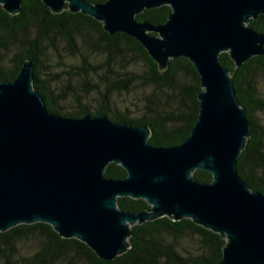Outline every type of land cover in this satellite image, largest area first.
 Instances as JSON below:
<instances>
[{
  "label": "water",
  "instance_id": "95a60500",
  "mask_svg": "<svg viewBox=\"0 0 264 264\" xmlns=\"http://www.w3.org/2000/svg\"><path fill=\"white\" fill-rule=\"evenodd\" d=\"M42 1L54 14L82 13L110 35L136 39L161 71L171 60L189 59L201 80L199 117L183 144L163 148L149 143V127L106 115H56L35 89L27 60L14 81L0 82V233L44 223L113 261L130 249L133 227L189 219L226 240L218 264H264V194L237 170L252 125L220 60L227 53L240 68L264 56V34L250 25L264 16V0ZM22 4L0 0L13 16ZM164 6L172 11L165 24L137 20ZM111 164L127 177L106 178ZM198 170L213 181L195 179ZM120 198L144 200L149 209L123 211Z\"/></svg>",
  "mask_w": 264,
  "mask_h": 264
},
{
  "label": "trees",
  "instance_id": "16d2710c",
  "mask_svg": "<svg viewBox=\"0 0 264 264\" xmlns=\"http://www.w3.org/2000/svg\"><path fill=\"white\" fill-rule=\"evenodd\" d=\"M22 1L21 12L16 16L0 5V82L14 81L24 63L31 60L34 87L50 113L68 118L106 115L114 122L149 127V143L153 147L179 146L190 137L199 117L202 88L200 76L189 59L171 60L169 68L161 71L146 49L129 35H110L101 22L82 13L54 14L42 0ZM171 12L168 6L145 10L137 20L159 26L167 22ZM250 25L264 34V16L252 20ZM56 57H82L79 65L69 60V94L56 93L52 79H48ZM220 60L231 72L237 98L252 125V136L238 159L237 170L254 192L264 194V56L253 58L240 68L227 53ZM140 63L143 69L139 72L135 65ZM136 86L148 90L138 101L143 107L140 115L114 112V95L132 94ZM92 95H98L102 102V108L96 111L87 105ZM73 99L74 108L64 110L61 102ZM105 177L122 180L127 172L111 164ZM194 177L203 183L213 181L211 173L204 170L196 171ZM118 205L126 212L149 209L146 201L131 198L118 199ZM129 242L126 254L105 261L85 243L62 238L51 225H21L0 233V264H218L223 260L226 245L221 235L192 220L174 221L168 217L133 227Z\"/></svg>",
  "mask_w": 264,
  "mask_h": 264
},
{
  "label": "rangeland",
  "instance_id": "374dc122",
  "mask_svg": "<svg viewBox=\"0 0 264 264\" xmlns=\"http://www.w3.org/2000/svg\"><path fill=\"white\" fill-rule=\"evenodd\" d=\"M62 56L66 57L65 52H62ZM86 57L88 56L86 55ZM92 59L93 58H88L89 61H91ZM69 60L73 61L76 65H79L82 62V57L73 59L70 58ZM69 60L65 58L60 60L56 57L53 63L54 66L49 71L51 77L48 79H52V88H54L55 92L58 94L63 92L69 94V92L66 90V81L69 79L67 72L70 70L71 66V62ZM135 69L140 72L141 69H143V64L140 63L135 65ZM76 89L80 90V87L77 86ZM145 93H148V90L142 86L134 87L132 94L117 93L112 98L113 100L111 107L116 113L125 115V112L127 113L129 111L131 116H139L141 103H139L138 101H140L142 95ZM99 98L100 97L98 95L89 96L90 100L87 102V105L91 111H96L97 109L102 108V102ZM61 104L64 110L67 111H71L76 105V103H74V99L71 101L68 100L67 102H61ZM136 105H139V107H137Z\"/></svg>",
  "mask_w": 264,
  "mask_h": 264
}]
</instances>
